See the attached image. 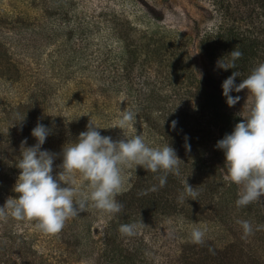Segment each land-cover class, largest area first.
<instances>
[{
	"label": "rangeland",
	"instance_id": "obj_1",
	"mask_svg": "<svg viewBox=\"0 0 264 264\" xmlns=\"http://www.w3.org/2000/svg\"><path fill=\"white\" fill-rule=\"evenodd\" d=\"M231 25L262 35L264 43V0H0V206L16 196L21 142L36 143L38 121L52 129L43 149L58 156L91 119L113 140L143 135L150 147L171 145L184 177L160 187L163 171L126 167L116 200L134 195L119 213L89 205L55 234L34 221L0 219V264H108L109 242L122 257L131 254L133 264H264V234L253 233L235 253L224 251L237 232L231 216L264 225V197L237 207L241 189L225 179L224 155L215 147L247 114V90L232 93L242 97L237 105L226 104L221 85L234 70L216 68L222 54L204 39ZM260 63L264 50L236 68L237 83ZM126 108L135 120L113 128ZM76 179L82 193L90 192ZM186 183L198 191L195 200L181 201ZM121 219L137 225L134 235L119 227L113 234ZM194 227L206 228L201 244L191 242Z\"/></svg>",
	"mask_w": 264,
	"mask_h": 264
},
{
	"label": "clouds",
	"instance_id": "obj_2",
	"mask_svg": "<svg viewBox=\"0 0 264 264\" xmlns=\"http://www.w3.org/2000/svg\"><path fill=\"white\" fill-rule=\"evenodd\" d=\"M237 45L229 54L216 62V68L224 71L234 70L236 62L243 53ZM237 70L222 82V94L226 104L231 108L237 105L242 97L233 96L247 90L245 105L247 114L237 123L233 130L217 141L216 148L223 152L225 179L240 187L237 207H246L254 202H261L264 197V63L253 68L244 79ZM250 102V103H249ZM136 118V114L125 109L122 111L118 125L113 128L124 129ZM177 121L172 122L173 130ZM95 124L90 123L75 141L66 143L62 153L56 154L43 149L52 129L38 121L31 135L36 143L27 146V138L21 142V150L16 167L19 175L10 196L0 206V219L9 216L17 221H34L35 227L44 234H55L62 230L66 221L79 216L89 205L110 214L119 213L123 205L116 196L124 190L125 178L123 169L140 166L153 173L163 171L159 186L167 183V174H179V163L182 162L171 145L150 147L143 135H135L113 140L102 136ZM190 150V145L187 146ZM60 158L59 169L54 175V163ZM79 177L87 182L90 189L82 193L77 185ZM196 189V188H195ZM188 183L181 194L195 197L198 193ZM152 191H156L153 186ZM243 237L253 234V225L247 220H238ZM137 225L121 224L119 231L127 236L135 234ZM264 228L257 226L256 230ZM206 235V228L194 227L190 234L192 243L201 244Z\"/></svg>",
	"mask_w": 264,
	"mask_h": 264
},
{
	"label": "trees",
	"instance_id": "obj_3",
	"mask_svg": "<svg viewBox=\"0 0 264 264\" xmlns=\"http://www.w3.org/2000/svg\"><path fill=\"white\" fill-rule=\"evenodd\" d=\"M229 8H230V6L229 7L226 6V11L227 12L229 11ZM225 16H226V14H225ZM222 27H221V30H222ZM213 34L215 36V39L213 38L215 40V43H213L214 40H211L213 36H210V34L207 35L206 38H204L208 45L210 43L212 44L211 47H209V46H207V47H209L210 50H213V51H216V52H219V53L221 52L222 57H224L227 54H229L237 45H239L238 50L241 51L243 53V55L236 62V64H237L236 68H238L239 66L242 67L243 65H241V64L243 62H248V61L251 62L252 60H254L257 52H259L261 50H264V43L261 42V36L262 35H257V33L250 32V31L249 32L242 31L239 27H236V26H232L231 25L230 27H227L226 29H224L222 31V33L218 32V33H213ZM234 70H237V69H234ZM238 70H240V69H238ZM233 128H234V126L230 125L229 133L233 130ZM140 179H141V177L139 176L137 180H140ZM180 179H184V177L179 176V174L171 173V174L167 175L168 186L171 188L173 184L179 183ZM140 181H141V183L144 182V180H140ZM141 183L138 184L137 186H135V189L137 191L139 190V186L141 185ZM132 192L133 191L129 192L125 196L124 195L120 196V197H122V198H120L121 201L119 200V197H118L117 200H119L120 204L123 205L125 203L127 197H130V196L134 195V193L131 194ZM215 196H216V193L215 192H211L209 194V196H208V199L212 198L214 200ZM128 201H129V203L127 205L130 206V208H131V206L134 204V201L129 200V199H128ZM154 203H157L158 204L157 206L162 205L161 202L159 203V200H157V201L155 200ZM125 207H126V205H125ZM222 210H223V213L226 212L225 207H222ZM216 211L220 213L219 209H217ZM225 218L226 219L228 218V214L225 215ZM230 220H231L230 221L231 224H235V227H236V230H237V232H236L237 235L236 234L233 235V237H232L233 239L232 240L230 238L227 239L232 244H231V246H227L229 249H225L224 251H230V252H234L235 253L236 249L234 250V248L235 247L238 248L240 246L244 247L245 245H247V241L246 240H249L252 237V235L255 234L256 237H258L260 234H264L263 230H261V229L260 230H256V227H254L253 228L254 229V231H253L254 234H251L247 238H242L243 237L242 228H241V226H237L236 225L237 221H238V217L236 216L234 218L233 216H231ZM116 222H117V220H116ZM122 222H123V220L121 219V222L119 221L117 224H115V228H114L113 234L118 230V227H120ZM261 222L264 223V215L261 216L260 223ZM216 226H217V228L219 230L223 229L222 227H219L218 225H216ZM82 240H83V237H82ZM81 241H80L79 244L82 245ZM113 247H114V243H111V242H109L108 245L106 246V249L108 251L106 252L107 253L106 256L103 257V258L108 262V264H133L134 263L133 259L131 258V254H128V255L122 257L120 254H118L116 251H114ZM258 248H260V247H258ZM253 249H255V248L248 249V251L252 255L254 254L253 253ZM141 252H143V250H142L141 246H138L135 249V253L132 254V255L137 258L138 255L141 254ZM225 255H228V252L225 253ZM233 259L236 260L237 256L235 257V255H234Z\"/></svg>",
	"mask_w": 264,
	"mask_h": 264
}]
</instances>
